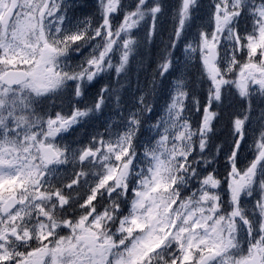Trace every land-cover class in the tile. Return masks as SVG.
<instances>
[{
  "label": "snow or ice",
  "instance_id": "6c2138e0",
  "mask_svg": "<svg viewBox=\"0 0 264 264\" xmlns=\"http://www.w3.org/2000/svg\"><path fill=\"white\" fill-rule=\"evenodd\" d=\"M198 2L178 0L165 34L163 0H95L92 9L91 0H0V183L15 186L0 199V264H264V124L254 158L238 165L264 99V0H213L212 26L186 39ZM245 13L251 31L241 32ZM193 69L206 102L190 93ZM102 75L111 82L89 90ZM132 76L136 107L123 116ZM165 87L171 99L137 171L136 138ZM64 92L70 111L39 110ZM226 93L246 106L231 117L221 172L213 162L224 145L209 147ZM109 101L121 109L122 132L57 143L69 130L82 133Z\"/></svg>",
  "mask_w": 264,
  "mask_h": 264
},
{
  "label": "trees",
  "instance_id": "16d2710c",
  "mask_svg": "<svg viewBox=\"0 0 264 264\" xmlns=\"http://www.w3.org/2000/svg\"><path fill=\"white\" fill-rule=\"evenodd\" d=\"M131 73H135L136 71V67H131ZM111 78L110 77H105V76H100L98 77L96 80H94L91 85H90V90L95 92V93H99L100 88H102L104 86L105 83H109L111 82ZM132 85L129 87H126L124 89L123 92V96H122V102H123V114L127 115L129 110H132L136 107V105L134 104L133 100H132V95H133V88L135 85V77L132 76ZM134 84V85H133ZM205 85L206 83H200L199 85ZM198 85V87H199ZM197 86H193V88H191L190 93H192V89H195ZM205 88V86H203ZM159 94V95H158ZM154 100H153V109L152 112L148 115L145 116L144 118V126L141 129L142 130H146L147 135L150 137L155 136V134L159 133V131L154 127L155 123L157 122L158 118L162 117L164 113H159L157 110L158 109H165L164 106H167L168 103L170 102H162L160 103L159 100L160 99H164L163 96L165 95V92L158 93ZM65 95V92H64ZM206 90L203 91L202 96L200 97L203 101L206 102ZM111 102V101H110ZM72 103L71 102V107H72ZM112 105V103H111ZM246 106L242 100H240L237 96L234 97V99L231 102L225 101L224 100V105L221 108V117L218 118L217 121H214V125H215V130L212 134H210L211 138H210V147H209V152H212L215 150V145L217 144H223L224 147L222 150H226L229 149V146L232 143V137L231 134L229 132V125H230V120L231 117L234 113H237L240 111V109L242 107ZM163 107V108H162ZM112 108L115 110L116 108H114V106L112 105ZM119 112V115L121 116V109H116ZM191 119L193 122L194 127L198 126V121H199V113L196 112L195 110H192L191 113ZM140 136V133L138 134L137 137ZM138 141H136V145H137ZM221 153V152H220ZM220 161H221V157L220 154L216 157V161L213 162V167L218 168L220 166ZM143 160L141 158H139V164H142ZM138 164V165H139ZM140 166V165H139ZM137 170L139 171V168H137ZM135 178V177H134ZM193 182V180L191 181V183Z\"/></svg>",
  "mask_w": 264,
  "mask_h": 264
},
{
  "label": "rangeland",
  "instance_id": "374dc122",
  "mask_svg": "<svg viewBox=\"0 0 264 264\" xmlns=\"http://www.w3.org/2000/svg\"><path fill=\"white\" fill-rule=\"evenodd\" d=\"M127 2H128V0H125V3H127ZM93 3L95 4V0H91V4L89 5V7ZM198 4L195 8L196 14L194 15V21L199 28H210L212 26L211 13L214 10V8L212 7L213 9H211V7L208 6L207 1H205V0H199ZM200 4L202 7H198V6H200ZM203 4H204V6H203ZM90 8H92V7H90ZM162 14H163V12L161 13V15ZM74 15H79V13L75 12ZM244 15L251 17L247 13H245ZM239 21H241V20H239ZM251 23H252V20H251ZM239 24H240V22H238V25ZM238 25H237V27H238ZM243 32H244V28H243ZM75 56H77V58H78V54H76ZM110 118L111 117L109 116L108 119L112 120V118L111 119ZM262 124H264V123H262ZM262 124L259 122V118H254V117H250L249 121L247 122V140H249V141L243 146V150L239 154L238 165L240 167L245 166L251 159L254 158V155L252 156L253 150L251 149V142H252L253 136L259 132V129H260ZM120 125L126 126V123L120 124ZM96 129H97L96 127H90L88 130V136L84 137L82 139H79L76 142V144L87 143L88 140L90 139V134L98 133L96 131ZM109 134L110 133H107L106 137L109 136ZM76 144H74L73 146H75ZM227 154H228V152L224 154L225 160H226ZM226 163H227V161L222 165V167L220 169L221 172L224 171V167H225ZM66 170H67V173H69L71 171V167L67 166V167H63V168L59 169V171L62 173L66 172ZM224 187L226 188V186H224ZM224 199L225 200L228 199L227 191L224 192ZM243 199L250 202L253 198L245 197ZM26 214H27V212H26ZM15 218L16 217H13L12 219L14 220ZM5 227H7V226H5ZM244 246L247 247V244L245 243Z\"/></svg>",
  "mask_w": 264,
  "mask_h": 264
},
{
  "label": "water",
  "instance_id": "95a60500",
  "mask_svg": "<svg viewBox=\"0 0 264 264\" xmlns=\"http://www.w3.org/2000/svg\"><path fill=\"white\" fill-rule=\"evenodd\" d=\"M8 207H10V205Z\"/></svg>",
  "mask_w": 264,
  "mask_h": 264
}]
</instances>
